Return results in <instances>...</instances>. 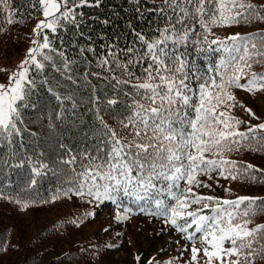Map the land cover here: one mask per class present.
<instances>
[{
  "label": "snow or ice",
  "instance_id": "6c2138e0",
  "mask_svg": "<svg viewBox=\"0 0 264 264\" xmlns=\"http://www.w3.org/2000/svg\"><path fill=\"white\" fill-rule=\"evenodd\" d=\"M24 4L25 8L14 7L13 0H0V31L5 23L35 19L23 58L9 71L7 81L0 82V148L5 150L0 155V171L5 175L0 199L21 210L73 197L87 205L58 220L53 231L65 225L80 228L95 218L96 209L105 202L113 205L112 223L102 232L113 229L114 235H122L115 225L136 213L158 219L160 232L171 229L179 234L174 240L177 255L161 260L153 256L148 264H202V259L203 264H264V221H253L264 213V197L199 190L212 187L208 180L217 185L221 179L229 184L264 182V169L233 156L264 152V119L235 92L264 95V71L252 70L253 64L264 63V30L224 36L213 31L241 21L264 22V4L161 0L155 7L166 12L163 26L149 34L127 20L132 39L123 46L120 32L105 30L116 15L107 0H24ZM129 6L142 15L140 0H129ZM93 66L99 70L92 71ZM90 77L101 85L110 84L111 94L92 85ZM65 81L90 87L100 138L94 150L79 154L60 144L65 152L55 161L45 159L43 149L29 154L24 133L38 135L28 129L30 114L38 119L46 116L53 128L56 120L65 117V101L76 106L73 93L60 90ZM41 90L58 103L47 113L40 105ZM121 92L127 102L112 125L101 109L116 106ZM236 107L250 119L233 115ZM251 118L259 122L252 123ZM25 166L23 178L14 182L11 172ZM47 177L56 183L44 188ZM223 187L226 193L234 191ZM83 244L87 247L82 250L91 249L93 256L117 246L111 240L89 239ZM9 247L19 245L8 239L0 242V251ZM77 247H82L79 242ZM62 255L67 258L69 253Z\"/></svg>",
  "mask_w": 264,
  "mask_h": 264
},
{
  "label": "trees",
  "instance_id": "16d2710c",
  "mask_svg": "<svg viewBox=\"0 0 264 264\" xmlns=\"http://www.w3.org/2000/svg\"><path fill=\"white\" fill-rule=\"evenodd\" d=\"M264 0H252L255 4H264ZM134 3V0H132ZM161 0H140L141 8L143 9L142 15H136L135 9L129 6V0H107V3H111L114 6L116 15L112 17L113 24L105 28L109 33L116 31L121 33V45L132 39V36L128 33L126 27V21L132 20L138 25L140 29L151 34L158 26H163L167 20L166 12H160L155 7L159 5ZM14 7L25 8L24 0H13ZM101 11V10H96ZM107 12L105 7L103 10ZM35 19H25L23 23H11L3 24V31H0V69H7L9 71V65L12 60L11 53L13 52V46L16 42L25 45L26 35L29 29V25ZM0 21H3V16H0ZM222 27H235L239 28L241 33H251L258 29L264 30V22L255 21L251 24L241 21L238 24H232ZM220 28V27H218ZM199 26L197 25V30ZM217 28H213V31ZM100 30V26L97 25V31ZM127 36V40L124 37ZM99 42L97 41V45ZM20 46L17 47L19 53ZM102 51V49H99ZM191 51V49H190ZM195 53H193L194 55ZM210 56L214 55L209 53ZM200 62H203V57H200ZM99 69L93 66L92 71H98ZM252 70L256 72L264 71V63H255L252 65ZM8 71H0V78L5 77ZM92 85L96 88H103V92L109 95L113 91L110 84H100V80L95 77H90ZM62 92H71L76 100V106H71V101H65V117L61 120L55 121V127L49 128L47 117L38 119L35 113L30 114V122L28 123V129L32 132H36L37 136H31L29 132L24 133V149L29 154H32L39 149H43L44 158L55 161L59 155L64 154L65 149L60 147V144H64L66 147H71L77 154L83 149H93L96 146V141L100 138L99 133L96 131L98 128V121L94 115V108L91 103V89L83 82L77 86L69 81L63 82V87L60 89ZM237 96L242 99L245 104L252 107L256 111L257 115L264 119V111H257L258 108L264 107V95L257 94L253 97L243 89H235ZM103 94V93H101ZM121 100L116 106L108 107L103 106L101 109L104 114V119L112 125L116 124L114 117L123 111L127 102V98L123 93H120ZM40 105L47 113L48 111L55 109L58 103L49 98L44 90L40 93ZM255 104V105H254ZM259 105L260 107H258ZM256 107V108H255ZM233 115L241 118L242 120H248L250 117L245 114L242 109L236 107L232 110ZM53 117L55 112L53 111ZM27 119V117H26ZM252 123H258L255 118H251ZM247 127V125H242ZM95 133V135H94ZM16 150L19 155H23L24 151L17 143ZM5 150L0 148V155ZM234 158L240 161H247L258 166V168L264 169V152H252L243 151L233 154ZM27 172V166L23 169L13 170L10 174V178L19 183L23 178L24 173ZM5 179L3 171H0V182ZM226 182L234 190L243 194L258 193L257 197H264V182L257 179L256 181H233L231 184ZM55 179L47 177L43 182V187L47 188L49 185H54ZM106 203V202H105ZM111 203V202H110ZM77 206L87 207L77 197H73L72 200L61 199L59 201L30 206L26 210H21L16 204L11 203L5 199H0V242L4 239H8L12 245H19V247H9L8 250L0 251V264H110L107 259V248L104 249L100 255L93 256L92 250L83 251L87 245L83 244V241L91 239L92 242L97 240L105 241L104 237L100 235L101 227L100 221L95 222L93 218L90 222H86L80 228L70 227L65 225L64 228L57 231L52 230V226L60 219L67 217L73 213ZM147 216L144 214L136 213L132 216ZM253 221H264V213H258L253 217ZM95 228L94 230L91 229ZM99 230V231H97ZM78 242L81 244V248H78ZM62 253H69L68 257L62 255ZM140 255V253H137ZM145 262L140 255L138 264ZM259 264V262H258Z\"/></svg>",
  "mask_w": 264,
  "mask_h": 264
},
{
  "label": "rangeland",
  "instance_id": "374dc122",
  "mask_svg": "<svg viewBox=\"0 0 264 264\" xmlns=\"http://www.w3.org/2000/svg\"><path fill=\"white\" fill-rule=\"evenodd\" d=\"M264 3V1H262ZM35 20L29 25L27 34L34 25ZM217 35L224 36L233 32H240L239 28L235 27H220L214 30ZM28 35H26L25 45H21L16 42L13 46V52L11 53L12 60L9 65V71L14 69L19 60L23 58L25 49L28 46ZM20 46L19 53L17 52V47ZM8 71V74H9ZM8 74L0 78V82H6ZM255 105V104H254ZM260 107L259 105H257ZM256 108V107H255ZM257 111H264V107L258 108ZM201 180H207L206 176H201ZM209 184H212L211 188H200L202 192H211L216 195H249V196H259L258 193L243 194L234 190L232 193H226L224 191V185L231 187L226 182L220 181V185L213 183L212 180H208ZM113 211V205L110 202H106L100 205L96 209L95 222L100 221V227L103 228L104 225L112 223L110 213ZM255 222V221H254ZM258 223V222H255ZM162 227L160 220L150 219L148 216H131L130 219L121 224L115 225V231L119 232L122 230V235H114L113 229H109L107 232H101L100 235L104 237L105 241L111 240V243L117 245L116 247L107 248V259L110 264H138L136 260L137 253H140L143 261L149 262L150 258L153 256L156 259H166L168 256L177 255L178 245L174 243V240L179 236L178 233L173 232L169 229L167 232H160ZM91 229V228H90ZM95 228L91 229L94 230ZM99 231V230H97ZM100 232V231H99ZM181 244H184L183 239L180 240ZM199 241L197 245L199 246ZM189 255L188 251L184 252V258ZM202 257V253L198 254ZM141 264H147L142 262ZM203 264V259H202Z\"/></svg>",
  "mask_w": 264,
  "mask_h": 264
}]
</instances>
